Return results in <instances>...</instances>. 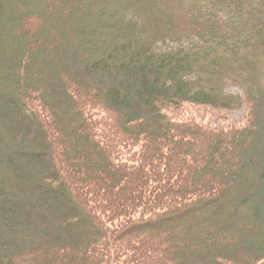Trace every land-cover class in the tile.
<instances>
[{
	"label": "trees",
	"instance_id": "16d2710c",
	"mask_svg": "<svg viewBox=\"0 0 264 264\" xmlns=\"http://www.w3.org/2000/svg\"><path fill=\"white\" fill-rule=\"evenodd\" d=\"M83 1L0 0V264H264V0Z\"/></svg>",
	"mask_w": 264,
	"mask_h": 264
},
{
	"label": "rangeland",
	"instance_id": "374dc122",
	"mask_svg": "<svg viewBox=\"0 0 264 264\" xmlns=\"http://www.w3.org/2000/svg\"><path fill=\"white\" fill-rule=\"evenodd\" d=\"M76 1V6H72L68 9V11L66 12V10L64 11H60V13H58V15L56 16V19L58 18V16H60L61 18H64L65 16L68 18V22H69V30L73 31L75 28H80L83 25V20L88 19L87 16V12H89L90 7H88V3H84L83 0H75ZM83 4V5H82ZM105 5V4H104ZM121 11L120 6L116 5L113 8L110 9V12L107 15H102L101 13H96L94 12V17L90 18V20L96 19V20H102L105 19L107 21H117L116 18H114V14H116L117 12ZM71 15V16H69ZM84 18V19H83ZM73 19V20H72ZM122 23H125L122 22ZM110 31H104L103 33V37L106 38H110L112 37V33L115 30L109 29ZM66 32V30H65ZM108 32V33H106ZM99 34L96 31V29L91 30L90 32V36L89 37H98ZM39 41L41 45H51L53 46V48L57 47L52 39L50 38L48 39H42V37H39ZM60 45H58L59 47ZM102 47L104 45H102L101 43H98L97 47ZM96 47V48H97ZM44 49H42L41 54L45 57V53H44ZM89 52L86 50V53ZM86 53H83V59L82 62L84 63L87 60V56ZM5 55L7 57H10V53H8V51H5ZM8 61V60H7ZM57 72V75H59V79L56 80L58 83H62L63 81H67L69 80V76L68 73H65L63 71H61L60 67L58 68L57 65L55 64V69ZM62 78V80H61ZM70 82L67 83L69 86L74 87V85L76 84L77 79L74 78L73 81L69 80ZM98 82V81H97ZM87 85H89L90 89L96 90V85H95V81L94 80H88L87 79ZM250 105H246L243 108L237 109L236 111H230V110H225V109H220V108H215L212 107L210 105H193V106H188L186 107V109L182 112H180V117H184V118H188V117H194V118H198L204 122L210 123L212 125L215 126H230V125H235V124H241L246 122L249 113H250ZM226 114V116H225ZM114 130V129H113ZM115 132V131H114ZM113 133V132H112ZM117 133L114 134L113 133V137H117ZM118 139V138H117ZM127 154L130 156L132 154L131 149H126ZM56 222L57 225L62 224V222L60 220L58 221H53ZM64 224H62L63 226ZM66 226L62 227V230L66 231L67 229H65ZM72 230V229H70Z\"/></svg>",
	"mask_w": 264,
	"mask_h": 264
}]
</instances>
